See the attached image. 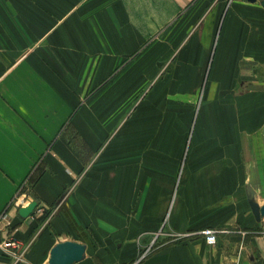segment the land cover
Listing matches in <instances>:
<instances>
[{
  "label": "crops",
  "instance_id": "obj_1",
  "mask_svg": "<svg viewBox=\"0 0 264 264\" xmlns=\"http://www.w3.org/2000/svg\"><path fill=\"white\" fill-rule=\"evenodd\" d=\"M54 1L0 0V264H264L262 0Z\"/></svg>",
  "mask_w": 264,
  "mask_h": 264
},
{
  "label": "water",
  "instance_id": "obj_2",
  "mask_svg": "<svg viewBox=\"0 0 264 264\" xmlns=\"http://www.w3.org/2000/svg\"><path fill=\"white\" fill-rule=\"evenodd\" d=\"M249 1L254 2L256 0ZM261 2L264 6V0ZM36 204V201H32L29 205L21 207L20 214L23 217L29 216ZM250 204L256 219L260 221L264 216V204L261 205L255 200H251ZM85 249V245L77 241L67 240L59 242L53 247L51 251L49 264H73L74 262L82 259Z\"/></svg>",
  "mask_w": 264,
  "mask_h": 264
},
{
  "label": "built area",
  "instance_id": "obj_3",
  "mask_svg": "<svg viewBox=\"0 0 264 264\" xmlns=\"http://www.w3.org/2000/svg\"><path fill=\"white\" fill-rule=\"evenodd\" d=\"M20 203L23 204V199ZM202 234L204 235L207 244L216 245L218 243V233L216 229L206 227L202 230ZM3 246L5 251L14 257V264H30L26 259V254L29 250L30 244L24 245L18 239L9 237L3 241ZM149 249L150 248H147L144 251L143 256L149 252Z\"/></svg>",
  "mask_w": 264,
  "mask_h": 264
},
{
  "label": "rangeland",
  "instance_id": "obj_4",
  "mask_svg": "<svg viewBox=\"0 0 264 264\" xmlns=\"http://www.w3.org/2000/svg\"><path fill=\"white\" fill-rule=\"evenodd\" d=\"M29 4H30V9H34V8H46V9H49V10H52L54 8V4H60L59 2H55L54 0H44L42 3L37 1V0H29ZM69 3H65V5L67 6ZM65 5H62V7L64 8ZM162 238L160 237L158 239L157 237V240L154 239L150 245H147L145 247V249L143 250V252L147 249V248H150V250H152L154 248L155 245L159 244L160 242H162L161 240Z\"/></svg>",
  "mask_w": 264,
  "mask_h": 264
}]
</instances>
